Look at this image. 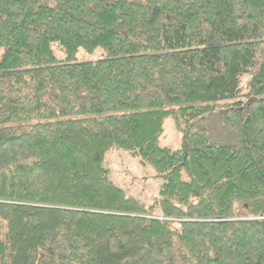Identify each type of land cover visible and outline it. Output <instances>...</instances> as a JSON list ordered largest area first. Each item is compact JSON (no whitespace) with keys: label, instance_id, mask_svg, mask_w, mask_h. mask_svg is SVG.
<instances>
[{"label":"trees","instance_id":"1","mask_svg":"<svg viewBox=\"0 0 264 264\" xmlns=\"http://www.w3.org/2000/svg\"><path fill=\"white\" fill-rule=\"evenodd\" d=\"M0 264H264V0H0Z\"/></svg>","mask_w":264,"mask_h":264},{"label":"rangeland","instance_id":"2","mask_svg":"<svg viewBox=\"0 0 264 264\" xmlns=\"http://www.w3.org/2000/svg\"><path fill=\"white\" fill-rule=\"evenodd\" d=\"M55 56L60 61H65L64 54L57 45H53ZM99 54L92 55L80 53L79 61H96ZM181 132L177 129L174 121L169 119L165 125V132L161 138V146L177 150L181 147ZM108 176L117 186L123 189L129 197H133L150 207L160 198L162 181L148 166H143L139 160L129 153L112 149L104 163Z\"/></svg>","mask_w":264,"mask_h":264}]
</instances>
